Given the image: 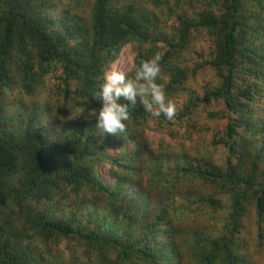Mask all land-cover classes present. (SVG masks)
I'll list each match as a JSON object with an SVG mask.
<instances>
[{"label":"trees","instance_id":"trees-1","mask_svg":"<svg viewBox=\"0 0 264 264\" xmlns=\"http://www.w3.org/2000/svg\"><path fill=\"white\" fill-rule=\"evenodd\" d=\"M115 1L62 28L52 0H0V264H264V0H163L153 26ZM130 43L136 65L165 47L156 83L178 112L147 126L138 101L101 137L93 96ZM153 196L180 204L171 235L148 219Z\"/></svg>","mask_w":264,"mask_h":264},{"label":"clouds","instance_id":"clouds-1","mask_svg":"<svg viewBox=\"0 0 264 264\" xmlns=\"http://www.w3.org/2000/svg\"><path fill=\"white\" fill-rule=\"evenodd\" d=\"M162 58L163 53L157 52L151 59L141 60L138 65L133 64L134 74L131 77L116 67L105 73L104 83L99 86V90L93 96L94 99L102 101L99 111H94L95 128L101 137L105 135L119 137L121 133H124L126 131L124 122L130 119L129 107H134L138 101L152 117L159 118L163 115L168 121L176 117L178 112L176 104L166 96L163 86L156 83L161 74ZM121 100L127 103H122ZM108 163L111 165L110 169L107 163H100L96 172H99L102 180L113 188L117 183L116 171L120 168L112 162ZM127 164L122 163V165ZM168 200L157 199L154 203L156 205L150 202L146 207H149L148 210L156 207L155 215L148 217L152 222L151 225L158 226L157 231L163 230L166 233L170 232L171 235L172 228L178 224L180 208L178 203L168 204ZM156 222L159 223L156 224Z\"/></svg>","mask_w":264,"mask_h":264},{"label":"rangeland","instance_id":"rangeland-1","mask_svg":"<svg viewBox=\"0 0 264 264\" xmlns=\"http://www.w3.org/2000/svg\"><path fill=\"white\" fill-rule=\"evenodd\" d=\"M162 1L163 0H116L114 3V6L117 8H124V7H127L129 2H131L133 4L131 6L135 10L148 15V17L152 20V26H153L155 24L154 20H153L154 16L161 11H165L164 7H160V4ZM52 2H53V7L51 8V11H49V14L51 15V17L53 19H55L56 21L58 20V22L60 23L62 28L65 26L66 23H68L69 20H71L73 18H79L83 21L84 24H88L89 19H90V9H91L92 0H87L81 6H76L67 0H52ZM201 39H203V37L197 36L195 42H199ZM164 49H165V47H163L162 44H159L158 47L156 48V50L161 52V53L164 52ZM135 54H136V49H135L134 44L130 43V44L125 45L122 48L118 59L114 63L111 64L110 71L113 69V67H116V68H118V70H122L126 74H129L133 69L132 66L134 63ZM198 65L199 64L195 58H192L189 60L187 68L190 70L191 73L188 77V80H190L193 77V73H194V71ZM158 78H159V80H162V78H163L162 74H160V76ZM166 80H167V78L164 77V81H166ZM98 103H99V107H96V109H95V111H97V112L102 107V101L99 100ZM146 114L148 116H151L147 112H146ZM94 116H95V113H94ZM156 119L157 118L151 116L149 121H148L147 126L150 125L152 127V125H156ZM193 120L199 122L200 128H201V134H202L201 138H203L205 141H207L209 143L210 139L212 138V132L208 130L209 123L205 120V117L203 119H201V118L195 116V117H193ZM148 137H149V140L153 141L154 145L157 146L158 140L160 138H163L164 135H162L161 133H156L154 131H150V132H148ZM129 146L130 145H128V144L126 145L127 148ZM219 151H221V150H219ZM221 152L223 154V151H221ZM115 153H116V151H114L113 153H108V156L113 157V156H115L114 155ZM90 156L93 157V154ZM210 156L216 164L220 163L222 156L215 154L214 152H212L210 154ZM118 162L128 163L127 161H118ZM118 171L119 170H117L116 172H118ZM157 199H159L161 201L166 200L165 198H156L155 196H153V198L151 197V200H150L152 202V205H156L154 203ZM181 204L184 205L183 200H182ZM178 205H180V204H178ZM143 209H145V208H143ZM155 212H156V207H152L151 209H149L148 210V217L154 216ZM186 214L182 217L183 220H180L181 229L182 230L184 229L186 231H192L193 230V232H196V230H195L196 224H194L193 220H191V219L190 220H184V217L186 216ZM169 228H170V226H169ZM176 245L178 247L183 248L181 246L182 242H180V238L176 240Z\"/></svg>","mask_w":264,"mask_h":264}]
</instances>
